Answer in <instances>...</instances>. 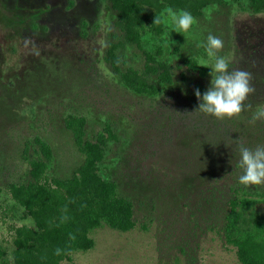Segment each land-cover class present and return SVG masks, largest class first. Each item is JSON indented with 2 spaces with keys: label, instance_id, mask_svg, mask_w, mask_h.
Segmentation results:
<instances>
[{
  "label": "rangeland",
  "instance_id": "rangeland-1",
  "mask_svg": "<svg viewBox=\"0 0 264 264\" xmlns=\"http://www.w3.org/2000/svg\"><path fill=\"white\" fill-rule=\"evenodd\" d=\"M225 0L202 9L188 32L177 33L164 7L161 32L140 30L139 47L115 50L120 70H142V53L171 67V83L156 96L135 95L119 82L103 57L122 41L115 12L105 0H0V244L11 250V228L32 226L6 194L9 183L30 182L28 161L45 163V176L69 178L82 163L64 116L83 117L84 140L104 123L115 139L97 165L132 206L126 232L101 226L89 232L93 247L70 255L74 264H238L222 236L231 190L251 193L264 185L238 184L239 145L264 146V14ZM157 15V13H156ZM212 34L230 68L251 73L255 91L237 116L217 120L194 111L210 86L213 63L203 45ZM174 42V43H173ZM193 58L206 72L187 71ZM50 150L45 160L34 143ZM257 211L264 215V205Z\"/></svg>",
  "mask_w": 264,
  "mask_h": 264
},
{
  "label": "trees",
  "instance_id": "trees-1",
  "mask_svg": "<svg viewBox=\"0 0 264 264\" xmlns=\"http://www.w3.org/2000/svg\"><path fill=\"white\" fill-rule=\"evenodd\" d=\"M115 12L116 25L122 41L108 45L103 60L117 76L119 82L135 95L153 97L160 85L171 83V67L157 62L143 52V67L119 69L115 50L123 44L139 47L140 30L146 27L155 35L161 32V23L153 24L158 12L167 7L173 11L185 10L198 17L203 8L225 0H105ZM240 8V0H230ZM248 11L264 14V0H244ZM157 13V15H156ZM160 18V17H159ZM189 72L204 75L206 69L193 58L182 60ZM84 118L66 115L63 128L71 135L82 163L69 178H47L45 163L37 153L28 161L30 182L9 183L6 194L31 220L32 226L11 228V250L0 244V264H74L70 255L85 252L93 247L89 232L105 226L118 232L132 229L131 203L120 197L113 182L104 181L97 165L105 155L107 143L115 139L110 124L104 123L92 141L84 140ZM38 152L49 160V146L34 138ZM264 205V191L251 193L244 188L231 190L223 215L222 236L225 244L234 249L238 264H264V215L257 211ZM74 237V239L70 238ZM61 250L60 255L55 250Z\"/></svg>",
  "mask_w": 264,
  "mask_h": 264
},
{
  "label": "clouds",
  "instance_id": "clouds-1",
  "mask_svg": "<svg viewBox=\"0 0 264 264\" xmlns=\"http://www.w3.org/2000/svg\"><path fill=\"white\" fill-rule=\"evenodd\" d=\"M169 19L164 21L170 23L177 33L188 32L197 23L192 14L185 10L173 11L168 9ZM162 21L155 17L153 24H160ZM174 43V42H173ZM207 57L213 61L210 71V86L201 96L200 90L196 89L194 95L200 101L194 111H199L217 120L232 118L239 115L245 108V100L255 89L251 87V73L236 68H230L231 60L217 53L223 48V41L209 34L207 42L203 45ZM256 119H264V111L260 112ZM240 159L238 161L241 175L238 184L244 187L264 185V146H257L250 149L239 145ZM74 239V237H70ZM61 250H55L60 255Z\"/></svg>",
  "mask_w": 264,
  "mask_h": 264
}]
</instances>
